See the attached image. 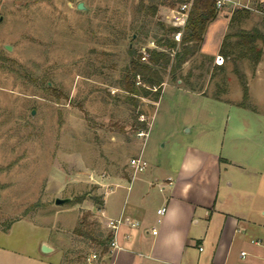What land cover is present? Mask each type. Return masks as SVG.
<instances>
[{
  "label": "rangeland",
  "instance_id": "rangeland-1",
  "mask_svg": "<svg viewBox=\"0 0 264 264\" xmlns=\"http://www.w3.org/2000/svg\"><path fill=\"white\" fill-rule=\"evenodd\" d=\"M182 1L0 0V229L25 218L49 228L57 264H108L110 242H98L112 233L103 179L133 177L130 159L140 153L147 169L137 177L151 178L153 168L164 176L190 157L188 146L232 159L221 166L222 198L264 208V14L256 6L239 21L227 9L214 18L229 34L223 49L235 44L231 58L200 44L178 79L162 70L157 101L123 88L130 61L173 26ZM245 40L254 49L241 54Z\"/></svg>",
  "mask_w": 264,
  "mask_h": 264
},
{
  "label": "crops",
  "instance_id": "crops-1",
  "mask_svg": "<svg viewBox=\"0 0 264 264\" xmlns=\"http://www.w3.org/2000/svg\"><path fill=\"white\" fill-rule=\"evenodd\" d=\"M218 18L209 22L201 42L208 54L219 49L224 35L225 28L216 25ZM188 150L190 157L166 169L164 176L153 168L151 178L134 174L103 179L111 188L104 193L101 213L105 220H121L114 234L118 248L108 264H264V208L254 200L236 202L220 194L221 166L232 159L216 148ZM137 178L140 183H133ZM225 182L232 185L230 178ZM160 207H165L162 214L156 212ZM49 238L45 225L25 218L13 221L0 229V264H57L60 250ZM42 243L52 250L41 251Z\"/></svg>",
  "mask_w": 264,
  "mask_h": 264
},
{
  "label": "trees",
  "instance_id": "trees-1",
  "mask_svg": "<svg viewBox=\"0 0 264 264\" xmlns=\"http://www.w3.org/2000/svg\"><path fill=\"white\" fill-rule=\"evenodd\" d=\"M217 12L214 0H193L179 42L173 36L178 28L176 26H167L164 33L157 37L156 46L147 48L148 56L145 60L141 59L142 53L139 52L130 61L123 88L132 95L141 94L147 96L150 94L153 100L157 101L163 84L162 70L167 69L172 80L179 78L176 76L178 70L196 52L203 40L207 24L217 16ZM247 14V9L237 8L232 12L230 21H239L241 17H245ZM227 37H229V34L223 36L219 51L224 53L227 58H231L235 44L232 45L230 50H224L223 44ZM248 42L249 40H245L246 47L239 51L241 54L254 49L253 45L247 44ZM218 66L221 67L220 65ZM137 76L141 78L138 85L135 84ZM140 127L141 129H146L147 124L145 121L141 122ZM75 233L82 235V231L79 229H75ZM111 239L112 233L108 232L105 237L98 239V242L107 244Z\"/></svg>",
  "mask_w": 264,
  "mask_h": 264
},
{
  "label": "built area",
  "instance_id": "built-area-1",
  "mask_svg": "<svg viewBox=\"0 0 264 264\" xmlns=\"http://www.w3.org/2000/svg\"><path fill=\"white\" fill-rule=\"evenodd\" d=\"M193 0H184L180 3V5L178 6V8L176 9H171V20H172V24L173 26H176L178 28V30L175 32L174 37L176 40H179V36L181 34V30L183 29V27L185 26L187 17H188V13H189V9L190 6L192 4ZM214 4H215V8L217 11H221V10H230L231 12L234 11L237 8H243V9H247V10H256L254 9L255 6L257 7V9L264 14V0H214ZM155 43L153 40L149 41L147 43L146 46L142 47L141 53H142V59H145L148 56L147 53V48H151V47H155ZM223 56L221 54H216L215 56V63L220 65L223 63ZM147 134L146 131L144 130H138L137 131V135L138 136H145ZM130 165L134 171V173L136 174L137 172L143 171L146 168V161L143 159V157L141 156V153L135 157H132L130 159ZM171 182V178L168 177V183ZM165 211V207H160L156 210L157 213H164ZM121 220L118 219H113V218H109L106 220V226L109 227L112 230V239L110 241V245L111 248H118V245L116 244L115 240H114V234L116 232V229L118 227V225L120 224ZM152 232H155V229H152ZM253 243L255 244H259L260 240L259 239H255V240H251ZM199 249H201V247H199ZM97 254L96 253H92L90 255L91 259L96 258ZM241 257L244 258L246 257V252L243 251L241 253ZM162 264V263H159Z\"/></svg>",
  "mask_w": 264,
  "mask_h": 264
},
{
  "label": "water",
  "instance_id": "water-1",
  "mask_svg": "<svg viewBox=\"0 0 264 264\" xmlns=\"http://www.w3.org/2000/svg\"><path fill=\"white\" fill-rule=\"evenodd\" d=\"M77 8L79 9H84V4L83 2H78L77 4ZM67 199L66 198H56L55 199V203L59 204V203H62L64 201H66ZM41 251L43 252H50L52 250V247L49 246L48 244L46 243H42L41 244V247H40Z\"/></svg>",
  "mask_w": 264,
  "mask_h": 264
}]
</instances>
